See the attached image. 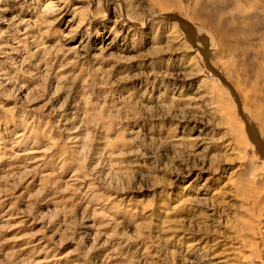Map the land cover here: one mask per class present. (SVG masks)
Returning a JSON list of instances; mask_svg holds the SVG:
<instances>
[{"label":"rangeland","instance_id":"obj_1","mask_svg":"<svg viewBox=\"0 0 264 264\" xmlns=\"http://www.w3.org/2000/svg\"><path fill=\"white\" fill-rule=\"evenodd\" d=\"M235 1L0 0V264H264V0Z\"/></svg>","mask_w":264,"mask_h":264},{"label":"bare ground","instance_id":"obj_2","mask_svg":"<svg viewBox=\"0 0 264 264\" xmlns=\"http://www.w3.org/2000/svg\"><path fill=\"white\" fill-rule=\"evenodd\" d=\"M4 1V0H3ZM171 2V0H155V3L158 4L160 7H162V10L164 8V12L162 11L161 14H159V16L161 17H157L159 20L161 21L163 20V18H167V15L170 13V8L165 12V7H170L169 5H171L173 3V0L171 2V4H169ZM176 4V3H175ZM233 5L235 6V9L237 11H240L243 9V6L241 4L240 1L236 0ZM6 8H1L0 11L5 10ZM170 10V11H169ZM179 12V11H178ZM259 13V12H258ZM158 15V13H156ZM155 15V14H154ZM220 20V19H219ZM164 21V20H163ZM178 21V20H177ZM180 23V22H179ZM172 28V27H171ZM222 29V31L220 30ZM218 29L220 32H223V28ZM218 32V31H217ZM219 32V33H220ZM172 33V32H171ZM23 36L21 37L22 40H25L27 38L26 34L27 31H24L22 33ZM174 34V33H173ZM176 34V33H175ZM217 34V33H216ZM176 37V36H175ZM225 41V40H224ZM17 41H15L14 43H16ZM229 42V41H228ZM239 41H234V44H238ZM225 43V42H224ZM79 47L78 49L81 51H84V43L82 45V40L79 41ZM226 44V43H225ZM228 44V43H227ZM232 44V43H231ZM230 44V45H231ZM229 46V45H227ZM11 48L10 50H2L1 52V56H7V58H10L11 60H14V55L13 54H18L17 49L13 50V47H9V46H2V49H8ZM16 59V58H15ZM0 74H5V68L1 67L0 68ZM218 74H213V80H212V84H213V93H214V105H213V110L216 112H219L221 114V117L224 119V128L226 129V133L231 137V139H234V141L236 142V144L239 146L238 149L240 150V152H242L241 157L243 155V152L246 150V148L249 147V142L247 141L246 135H245V125L244 123L238 119V117L236 118L234 115V110L232 109L233 107V103L229 102V95L226 92V90L223 88V86L219 85V78L217 77ZM206 77V76H205ZM229 77V75H228ZM230 80V78H229ZM231 81V80H230ZM233 82V81H232ZM240 89V88H239ZM207 95V94H206ZM205 97V96H204ZM213 98V97H212ZM71 114H73V112H69V110L64 111L62 116L64 120H71L73 117L71 116ZM68 116H71L72 118H69ZM64 122V121H63ZM22 136V134H17L16 137H20ZM227 136V135H226ZM197 139V147L201 148L203 147L206 142H205V138L204 137H200V138H196ZM178 140V139H177ZM226 145V144H225ZM231 151V150H230ZM238 153V152H237ZM245 157V156H244ZM251 159V158H250ZM38 159H36L37 161ZM253 159H251L250 161L252 162ZM257 160V158H256ZM33 161V162H36ZM250 162V163H251ZM254 163V162H253ZM262 163V162H261ZM250 165V164H249ZM256 166H254L255 168ZM253 168V169H254ZM262 168V167H261ZM252 170V169H251ZM250 170V171H251ZM254 171V170H253ZM252 172V171H251ZM251 174V173H250ZM256 178V177H255ZM254 174L252 173L249 177H246L244 179V184L246 183V187L248 186V189L251 187L250 185L254 182ZM248 192V190H247ZM251 193V194H250ZM250 193L248 196H246V198L248 197L247 200H250L251 202H253L254 204L258 205V202L260 200H264V189H251ZM247 194V193H246ZM264 202V201H263ZM259 206V205H258ZM251 226V225H250ZM38 244V243H36Z\"/></svg>","mask_w":264,"mask_h":264}]
</instances>
